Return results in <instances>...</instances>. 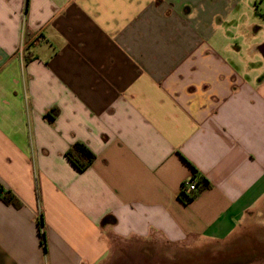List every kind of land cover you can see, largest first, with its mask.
I'll return each mask as SVG.
<instances>
[{
    "label": "crops",
    "instance_id": "0c3cea01",
    "mask_svg": "<svg viewBox=\"0 0 264 264\" xmlns=\"http://www.w3.org/2000/svg\"><path fill=\"white\" fill-rule=\"evenodd\" d=\"M245 1L0 0V192L22 203L0 199V264H105L112 240L264 223V42L247 60L228 40Z\"/></svg>",
    "mask_w": 264,
    "mask_h": 264
},
{
    "label": "rangeland",
    "instance_id": "374dc122",
    "mask_svg": "<svg viewBox=\"0 0 264 264\" xmlns=\"http://www.w3.org/2000/svg\"><path fill=\"white\" fill-rule=\"evenodd\" d=\"M239 10L244 15L230 19L233 33L228 40L231 46H240L245 59H255L250 49L264 42V0H246ZM243 28L245 37L240 32ZM105 264H264V223H252L225 242L196 240L172 245L159 240H112V253Z\"/></svg>",
    "mask_w": 264,
    "mask_h": 264
},
{
    "label": "trees",
    "instance_id": "16d2710c",
    "mask_svg": "<svg viewBox=\"0 0 264 264\" xmlns=\"http://www.w3.org/2000/svg\"><path fill=\"white\" fill-rule=\"evenodd\" d=\"M58 116V110L52 109L46 114V118L49 121H54L55 118ZM65 156L70 161V163L77 169L79 172H85L92 163L96 160V155L82 142H77L74 145H72L67 152L65 153ZM197 171L194 172V178L197 176ZM197 183V189L195 191L189 192V194L186 193L185 187H182V195L186 198L187 201H193L195 200L201 192H203L205 189L208 188L209 183L206 180H203L199 178V181ZM37 196L40 197V191L37 189ZM0 199L7 205H11L15 208H20L22 206L21 201L12 193L10 192H0ZM43 218L42 215L39 219V225L41 226V230L43 227ZM115 218L112 216H106L102 220V225L106 224H114ZM44 239V238H43Z\"/></svg>",
    "mask_w": 264,
    "mask_h": 264
},
{
    "label": "built area",
    "instance_id": "2783aa9c",
    "mask_svg": "<svg viewBox=\"0 0 264 264\" xmlns=\"http://www.w3.org/2000/svg\"><path fill=\"white\" fill-rule=\"evenodd\" d=\"M38 39H34L32 43H37ZM24 43L20 47V52H24ZM185 190L188 192L195 191L197 189V183L195 180H189L188 182L184 183L183 185Z\"/></svg>",
    "mask_w": 264,
    "mask_h": 264
}]
</instances>
